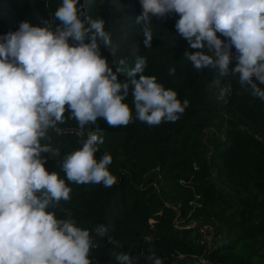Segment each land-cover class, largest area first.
I'll return each mask as SVG.
<instances>
[{"label":"trees","instance_id":"16d2710c","mask_svg":"<svg viewBox=\"0 0 264 264\" xmlns=\"http://www.w3.org/2000/svg\"><path fill=\"white\" fill-rule=\"evenodd\" d=\"M132 1L135 6L124 12H97L86 0H79L78 7L93 19H103L105 31L114 37L123 22L129 25L123 51L101 44V55L113 71L121 60L131 68L143 56L144 74L155 76L189 105L177 121L149 126L135 118L130 93L125 103L132 107V122L111 127L98 119L86 126L104 140L95 154L97 160L105 153L112 156L108 168L115 183L111 187L67 180L59 162L80 149L86 135L76 134L77 121L66 111V122L58 125L62 133L49 129L52 151L42 157H47L48 171L57 172L70 187V199L48 211L58 219H67L70 213L77 227L90 231L97 245L90 249L91 264H119L115 255L120 252L139 257L136 264H152L148 257L153 255L162 264H255L254 258L264 264V100L241 86L238 74L222 77L211 67L197 71L184 53L208 54L209 49L190 48L175 28L180 18L176 13L160 20L153 17L152 46L147 48L135 23L141 3ZM61 4L62 0H0V36L17 31L22 21L43 26L41 18L52 21L54 28L59 23L54 13ZM217 36L226 40L220 33ZM231 52L230 70L237 64L234 46ZM173 67L176 72L170 75ZM119 79L126 80V73L121 72ZM253 80L264 89V83ZM229 84L231 92L220 98L221 89ZM178 215L184 221L202 216L204 224L216 223L214 246L204 261L197 228H177ZM101 224L107 229L103 237L95 233ZM108 237L120 247L109 243Z\"/></svg>","mask_w":264,"mask_h":264},{"label":"clouds","instance_id":"9594fccd","mask_svg":"<svg viewBox=\"0 0 264 264\" xmlns=\"http://www.w3.org/2000/svg\"><path fill=\"white\" fill-rule=\"evenodd\" d=\"M140 3L142 13L135 23L147 48L152 46L153 17L160 20L176 13L180 18L175 28L190 48L209 49L208 54L184 53L197 71L211 67L222 77L238 74L241 86L264 100V89L253 80L264 83V0ZM78 4L79 0H62L54 13L59 22L54 28L52 21L41 18L43 26L22 21L17 31L0 36V264H91L90 249L97 245L90 231L77 227L70 213L58 219L48 211L70 199V187L57 172L48 171L47 157H42L52 151L49 129L62 133L58 125L66 122V111L77 121L76 134L86 135L82 147L59 162L67 180L111 187L112 156L105 153L97 160L104 140L86 126L98 119L111 127L128 125L133 120L132 107L125 103L130 93L135 118L149 126L177 121L189 105L155 76L144 74L143 56L131 68L121 60L113 71L101 55V44L111 45L105 21L88 16ZM233 46L237 64L230 70ZM121 72L127 75L124 81L119 79ZM175 72L173 67L169 74ZM230 92L231 84L221 89L220 98ZM106 232L103 224L95 228L99 236ZM108 241L120 247L112 237ZM115 259L136 264L139 257L120 252ZM148 260L162 264L155 255Z\"/></svg>","mask_w":264,"mask_h":264},{"label":"rangeland","instance_id":"374dc122","mask_svg":"<svg viewBox=\"0 0 264 264\" xmlns=\"http://www.w3.org/2000/svg\"><path fill=\"white\" fill-rule=\"evenodd\" d=\"M86 3L88 5V7H90L91 9L95 8L97 12H99L100 10H109V9H115L118 12H124L126 10H129L130 8H132L133 6H135V3L132 0H86ZM126 22V21H125ZM123 22L120 25V29L116 35V37H114V34L111 32L110 37H111V51H123L122 50V46L124 45V43L126 42L128 35H129V31H130V27L127 23ZM118 39V41L116 40ZM205 222L203 220V217H199L197 219H189L188 221H184V220H180L179 217L176 218L175 221V225L177 227H186V226H190V227H195L198 228L199 226L203 225ZM210 224H213L214 226H216V223L214 222H209ZM254 262L255 264H259V259L258 258H254Z\"/></svg>","mask_w":264,"mask_h":264},{"label":"built area","instance_id":"2783aa9c","mask_svg":"<svg viewBox=\"0 0 264 264\" xmlns=\"http://www.w3.org/2000/svg\"><path fill=\"white\" fill-rule=\"evenodd\" d=\"M197 198H199V197H197ZM193 204H194V206H196V203H193ZM173 209L178 211L179 207L175 206V207H173ZM178 217H179V215H178ZM177 228H181V227H177ZM215 239H216V228L214 225L203 224V225L199 226L197 242L203 249V254L200 257L201 261H204L205 258L212 251ZM141 257L143 259H147V257L144 254H141Z\"/></svg>","mask_w":264,"mask_h":264}]
</instances>
